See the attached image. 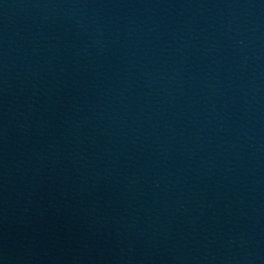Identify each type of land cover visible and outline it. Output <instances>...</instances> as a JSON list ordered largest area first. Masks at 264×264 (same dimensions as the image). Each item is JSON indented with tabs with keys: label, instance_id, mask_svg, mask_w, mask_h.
I'll use <instances>...</instances> for the list:
<instances>
[{
	"label": "water",
	"instance_id": "1",
	"mask_svg": "<svg viewBox=\"0 0 264 264\" xmlns=\"http://www.w3.org/2000/svg\"><path fill=\"white\" fill-rule=\"evenodd\" d=\"M0 264H264V0H0Z\"/></svg>",
	"mask_w": 264,
	"mask_h": 264
}]
</instances>
